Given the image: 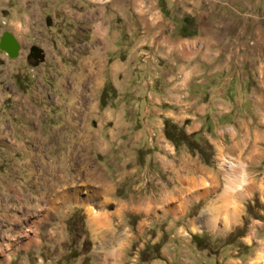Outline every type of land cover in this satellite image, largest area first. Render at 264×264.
<instances>
[{
	"label": "rangeland",
	"instance_id": "1",
	"mask_svg": "<svg viewBox=\"0 0 264 264\" xmlns=\"http://www.w3.org/2000/svg\"><path fill=\"white\" fill-rule=\"evenodd\" d=\"M4 32L19 47L15 56L0 49V261L15 251L2 250L3 231L21 226L10 248L40 237L43 264H261L264 0H0ZM31 46L44 56L34 66ZM182 65L196 74L187 83ZM172 87L195 106L212 93L232 112L211 114L208 127L194 106L186 115L165 100ZM172 116L184 134H199L196 145L175 149L164 137ZM193 176L191 190L181 179ZM227 178L236 217L225 224L217 211ZM75 210L71 236L64 222ZM87 239L85 260L65 259Z\"/></svg>",
	"mask_w": 264,
	"mask_h": 264
},
{
	"label": "crops",
	"instance_id": "2",
	"mask_svg": "<svg viewBox=\"0 0 264 264\" xmlns=\"http://www.w3.org/2000/svg\"><path fill=\"white\" fill-rule=\"evenodd\" d=\"M15 8H17V7L15 6ZM11 10H13V9H11ZM11 37H12V39H14L16 41V43L18 45V41L19 40H17V38L13 34H11ZM189 49L194 50V48L192 46H190V45H189ZM183 53H187V52H183ZM177 57H179V59H181V63L189 61V56H187L186 54H181L180 56H177ZM185 58H188V59H185ZM183 69H184V65L178 66L176 68V70L181 71V74L183 75V80H181V83H183V82L184 83H187V82L190 81L191 77L192 76H195L196 74L193 72V69H194L193 67H191L187 71H185V70L183 71ZM175 91H176V89H173V87L171 89L167 90L166 91L165 100H167V102L170 103V104H172L174 107H175V105H180L181 104L182 108H180V107L179 108L181 109L182 112H186L185 111L186 110L185 109L186 106H188V105L194 106L193 109L191 110V113H193L194 115H197V116H204V117H202V120H204V122L207 120L206 122L208 124L207 125L208 127H210V125H211L212 128H214V126L212 125L213 122H214L213 119L211 120V122L209 124V120L211 119V117H210L211 114H214V116H218L217 118H220V120H221V119H223V117H226L227 115H229L232 112V107L231 108H227V110H226V108L222 105V102H220L219 99L212 98L213 97L212 93L209 94V98H208V100L206 102L200 103L199 106H195L193 104V102L190 101V100L184 102L181 99V96L180 95L178 96V95L175 94ZM207 91H208V89H207ZM192 100L196 102V99H192ZM225 111H227L228 113L223 114V113H225ZM186 115H189V114L187 113ZM170 118L171 117H169L168 119H170ZM172 118L173 119H170V120H172V122H174V121L177 120V119H174L175 116L174 117L172 116ZM193 123L194 122L192 121V124ZM200 127L199 126L196 127V130H199ZM162 129H163V127H162ZM213 131H215V133L218 134V129H215ZM227 137L230 140L235 139L236 138L235 129H233L231 132L228 131V136ZM236 146H237V142H234V143L232 142L228 146V152L234 151V149H235ZM187 179L189 181L188 180L185 181L184 179H181V181L186 183V185H184V186H187L188 188H190L192 190V187H195L194 184H196V181L197 180L194 178V176L193 177H187ZM103 187L104 186H102L101 188H103ZM106 192L107 191H105L104 189L101 190V193H103V194H105ZM95 193H97V192H95ZM191 193H193V192H191ZM40 199H42V200L46 199L45 200V203H46L47 206H56V205H59V204L63 203L64 201H66L67 198H40ZM68 199H73V201H74L75 199H78V198H68ZM51 203H52V205H51ZM70 215L71 214H69L68 217ZM94 216L95 217H98L99 216L100 219H101V215H98L96 213H93L91 215V217H90V221L92 222V224L93 225H95V224L97 225V222L98 221H97V219L96 220L94 219L95 218ZM68 217H67V219H68ZM66 220L64 222L65 223V226H66ZM19 227H20L19 229L16 228V227H14L15 229L14 230L12 229L11 232L9 230H7V229L4 228L5 230L3 232H4L5 242L6 243L3 245L2 250L5 251V250H13V249H15V251L13 253H11L10 256H8V258L1 260L0 261V264H19V263L20 264H29V258H30V256L34 257L32 264H38V262H40V264H43L42 263V259L43 258L38 257V256L36 257V252H35V250H39V244L37 243V241L40 240V237L33 238V236H31L30 237L31 239L30 238L28 240L27 239L26 240L24 239V242H23L24 244H20L17 247L10 248V245L9 244H10V242L13 241V240L11 241V239L13 237L15 238L17 236H21V235L25 234L24 232L27 231L26 229L23 230V228L21 226H19ZM1 244L2 243H0V247H1ZM110 252L113 253V250H111ZM67 255H68V253L64 254L65 259H66ZM121 256H122V252H120V254H119V257H121ZM35 260H36V262H35ZM46 260L47 259H45V261ZM47 261H48L47 264H50V260H47ZM59 264H62V262H59ZM64 264H65V262H64Z\"/></svg>",
	"mask_w": 264,
	"mask_h": 264
},
{
	"label": "trees",
	"instance_id": "3",
	"mask_svg": "<svg viewBox=\"0 0 264 264\" xmlns=\"http://www.w3.org/2000/svg\"><path fill=\"white\" fill-rule=\"evenodd\" d=\"M181 31H182L183 36L190 35V33L185 30V26H183L181 28ZM109 98H110V96H109L108 87L103 85L102 90H101L100 95H99V107L101 109H103V108H105L107 106V102L106 101ZM114 99H112V100H114ZM162 131H163L164 137L170 143H172V145L175 147V149H177L180 144H185V143H188V145L190 144L192 146L196 145L195 144L196 142L194 143V141H196L197 135H199V134H196V133H193L192 135H189V136L184 134L180 130V127H178L177 124H175L174 122H172V120H170L168 118H164L163 119V130ZM208 146H209V148H211V146L209 144H208ZM193 151L197 152L198 156L201 159H203V160L206 159L204 161L205 164H209V162H208L209 157L206 154H204V152H202L199 147L195 146L193 148ZM80 219L81 218H80L79 213H78L77 210H75L68 217V219L66 220V227H67V231H68L69 235H71L72 233H76L77 234L76 224H77V222ZM191 239H192V242L194 244H198V245H199V243L201 241V237L199 235L197 236L196 234L192 235ZM90 248H91L90 242L87 239L85 246L82 247V250L81 249L77 250L76 248H72L71 247V248L68 249V255L67 256H69V258H75L76 256L81 255V256L84 257L83 260H85L86 259L85 255L90 250ZM66 259H67V257H66Z\"/></svg>",
	"mask_w": 264,
	"mask_h": 264
},
{
	"label": "bare ground",
	"instance_id": "4",
	"mask_svg": "<svg viewBox=\"0 0 264 264\" xmlns=\"http://www.w3.org/2000/svg\"><path fill=\"white\" fill-rule=\"evenodd\" d=\"M84 86H85V81H80L79 82V87L83 88ZM91 87H92V84H91ZM87 100L88 99L86 98L85 99V102ZM232 180H234V179L233 178H231V179L227 178V181L228 182L230 181V182L225 185V190L223 191L222 196L220 197L221 198V200H220L221 201V205L218 206V209L219 210L217 211V213L220 214V216H221L220 217V221L223 222V223H225V224L228 223L229 221L234 220V218L236 217V210L234 208H231L230 206H228L229 197L231 195L230 193L232 192L233 189L235 190V187H236L235 184L232 183ZM212 213L214 214V212H212ZM94 219L95 220L97 219V221H101V219H100L99 216L98 217H95ZM210 223H211V220H210ZM261 264H264V260L261 262Z\"/></svg>",
	"mask_w": 264,
	"mask_h": 264
},
{
	"label": "water",
	"instance_id": "5",
	"mask_svg": "<svg viewBox=\"0 0 264 264\" xmlns=\"http://www.w3.org/2000/svg\"><path fill=\"white\" fill-rule=\"evenodd\" d=\"M18 45L14 39H12L9 32H4L0 38V49L5 51L9 56H15L18 50ZM27 61L31 65H37L43 61L44 56L42 50L37 46H31L29 53L26 56Z\"/></svg>",
	"mask_w": 264,
	"mask_h": 264
},
{
	"label": "flooded vegetation",
	"instance_id": "6",
	"mask_svg": "<svg viewBox=\"0 0 264 264\" xmlns=\"http://www.w3.org/2000/svg\"><path fill=\"white\" fill-rule=\"evenodd\" d=\"M3 34V33H2ZM2 36V35H1ZM1 36H0V38H1Z\"/></svg>",
	"mask_w": 264,
	"mask_h": 264
}]
</instances>
